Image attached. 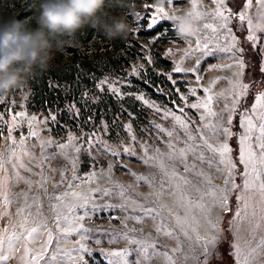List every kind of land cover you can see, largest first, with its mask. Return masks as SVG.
<instances>
[{"label": "snow or ice", "instance_id": "1", "mask_svg": "<svg viewBox=\"0 0 264 264\" xmlns=\"http://www.w3.org/2000/svg\"><path fill=\"white\" fill-rule=\"evenodd\" d=\"M261 2L207 0L212 8L201 10L191 0L190 9L177 15L175 9L188 0H166L172 11L150 0L143 5V13L129 17L135 20L134 28L151 34L153 44L175 31L178 20L195 17L197 28L193 37L171 41L185 45L178 50L182 59L173 61L167 74L180 103L161 107L136 95L161 122H151L142 140L137 139L132 123L120 124L129 141L117 142L120 151L110 148L100 135L109 132L107 123L99 132L79 137L68 132L66 141H59L52 138L48 127L57 122L51 111L42 117L30 114L27 95L20 97L25 102L20 104L14 97L0 99V139L10 145L7 155L0 153V200L6 209L0 218H17L10 233L7 227L0 233V264L12 259L19 264L264 262V81L255 92L254 82L244 80L253 65L243 57L247 45L254 51L255 68L264 74V33L253 30L251 19ZM172 54L171 48L165 52L166 57ZM218 54H227L232 63L216 65L213 61L224 58ZM188 59L193 64L184 67ZM146 60L151 63L150 56ZM205 63H210L209 71H238L204 85L201 70ZM133 73L138 74L135 66ZM174 74L192 79H174ZM221 80L228 87L215 92ZM178 84L186 85L184 91ZM105 85L121 99L130 95L120 91L117 81L101 80L99 90L104 91ZM221 102L223 106L217 110L214 105ZM69 109L75 116L80 114L75 104ZM44 132L49 133L48 139L41 138ZM36 147L39 152L34 151ZM93 148L102 149L115 162L99 170L95 162L80 174L79 154L83 151L91 156ZM133 158L143 172L120 163L121 159L133 162ZM54 160L56 166L49 168ZM117 169L130 179L116 177ZM105 184L112 187H101ZM141 187L147 191H139ZM60 188L64 191H58ZM45 199L49 214L43 211ZM96 199L105 202L98 205ZM13 204L16 208L10 213L7 209ZM93 217L117 220L121 229L86 227L84 222ZM145 224L151 225L148 231ZM70 238H75L71 248L67 247ZM121 242L127 246L90 251L91 244Z\"/></svg>", "mask_w": 264, "mask_h": 264}, {"label": "rangeland", "instance_id": "2", "mask_svg": "<svg viewBox=\"0 0 264 264\" xmlns=\"http://www.w3.org/2000/svg\"><path fill=\"white\" fill-rule=\"evenodd\" d=\"M150 0H140L136 4H132L126 11H122L120 5L110 2L105 5L104 9V20L102 24L106 22H112L113 18L123 17L126 23L133 29L129 32L126 38H116L109 40L93 38L88 42L87 34L85 32H79L78 34H64L66 42L55 40V38H62L57 36L52 40L54 45V58L50 62L47 69L37 68L34 73L45 71V76H57V80L48 79L47 87L49 91L44 95L40 94L41 84L36 83L35 86L32 84L31 77L23 88V92H14V89L3 92L0 91V99H11L15 98L17 104L25 103L20 99L21 96L27 95L26 110L30 114L37 116H46L49 111L56 115L57 122L49 123L48 127L52 129V138L59 141H66L67 133L73 132L78 137L82 133H91L92 131L99 132L103 124L107 123L109 126V132L107 134L100 133L103 140H105L110 148L116 151H120L118 141H123L128 144V138L125 132L119 127L120 124L132 123L133 131L137 135L138 140L144 138L143 133L147 131L148 126L151 122L160 123L159 117L154 114L152 109L143 105L141 101L135 99L136 95H144L146 99L155 102L161 107H172V102L175 101L177 104L180 103L177 94L173 91L170 82L167 80V74L172 71L173 61H180L182 57L178 54V50L185 47L182 43H174L176 39L185 40L189 38H183L178 36L176 31L169 32L167 35H163L156 41L155 44L150 43L151 36L148 31H141L140 29L134 28L133 24L135 20L129 19L130 16L135 17L137 12H144L143 5L149 3ZM157 6H165L166 9L172 11L173 9L168 8L166 0L162 4H158L157 0H151ZM201 10L207 8L211 9L212 5L207 3V0H196ZM261 4H264L262 0ZM260 4V5H261ZM191 0L184 5H179L176 8L177 15H181L190 9ZM258 5L256 7L259 8ZM134 10L135 14H131ZM254 12L251 19L254 23ZM136 19H139L136 17ZM179 21V20H178ZM176 21V23L178 22ZM175 23V24H176ZM28 23H25V25ZM253 25V24H252ZM39 26V25H38ZM133 32H138L139 36L132 35ZM104 34V30L102 32ZM60 40V39H59ZM224 44L223 38L220 41ZM168 48L173 49L171 56L165 55ZM245 52V51H244ZM223 56V59H216L213 61L216 65H224L232 63V60L228 58L227 54H218ZM151 57V63H148L146 58ZM87 59L89 64L87 67H91L88 72L82 67V59ZM244 57V53H243ZM193 64L191 59L185 60L183 66L189 67ZM133 66L136 67L138 74L133 73ZM210 63L202 65L201 74L203 75V84L207 85L209 80L215 77H223L230 75L232 72L238 71L237 68L224 69V70H213L209 71ZM49 70H52L51 73ZM70 71L71 74H68ZM47 72V73H46ZM50 72V73H49ZM44 73V72H43ZM163 73L164 75H161ZM67 76V79H64ZM51 78V77H50ZM108 79L110 82L117 81L120 86L122 93H130V95H124L123 98H119L112 92L108 91L107 85L105 90L100 91L98 84L101 80ZM174 79H192V77H180L178 74H174ZM177 86L181 87V91H184L186 85ZM228 85L225 81L221 80L214 88L215 92H219L222 89L227 88ZM162 91H157V89ZM56 91V92H53ZM36 92V93H35ZM52 93V97L49 93ZM191 102V101H190ZM75 104L76 108L80 110L78 116L74 115V112L69 109V105ZM223 102L214 105V107L221 108ZM19 111L20 109H16ZM124 110V111H122ZM189 116L195 118L193 113L189 110ZM40 127H43L42 125ZM42 139H48L49 133L44 132L41 134ZM19 140V136H16ZM10 145L6 144L3 139H0V153L7 155L6 149ZM28 147H32V141L28 142ZM34 151L39 152V147H36ZM139 154V149L136 150ZM92 157H95L93 161ZM129 162L127 159H121L120 163L127 164L129 168L138 172H143L145 169L142 165L134 162ZM96 163V169L106 167V163L115 162L109 155L102 153V149L97 151L96 148L92 149V155L89 156L87 152H81L79 154V161L77 164V171L80 174H84L90 170V165ZM57 161L54 160L49 168L56 166ZM48 171L45 172V176L49 175ZM27 175V173H25ZM115 175L123 180H129L130 177L124 175L123 171L117 169ZM71 174H69V178ZM36 179V177H33ZM101 187H112V185H101ZM58 191H64V188L58 189ZM141 192L147 191L146 188L141 187ZM96 204L101 205L105 201L96 199ZM114 203H119L118 200H114ZM47 199H45V207L43 209L45 214H49L47 207ZM16 205H11L7 211L14 213ZM4 209L2 200H0V213H3ZM15 216H7L0 218V233L3 232L4 228L7 227L9 233L12 231V224L16 222ZM123 216L119 217L122 220ZM85 226L89 228H102V229H121V223L117 220L99 219L93 217L91 220H86ZM131 223V222H130ZM140 227V225H136ZM145 231L151 228L150 224L143 225ZM87 243V241H85ZM38 246V245H37ZM75 246V238H70L67 247L71 248ZM127 245L123 242L110 244L101 243L99 245L91 244L90 251L96 253L98 249H120ZM19 255V253H17ZM9 264H19L18 259H12ZM258 264H264V262H258Z\"/></svg>", "mask_w": 264, "mask_h": 264}, {"label": "clouds", "instance_id": "3", "mask_svg": "<svg viewBox=\"0 0 264 264\" xmlns=\"http://www.w3.org/2000/svg\"><path fill=\"white\" fill-rule=\"evenodd\" d=\"M164 0H157L162 4ZM106 0H42L36 29L0 30V91L8 92L25 86L37 68L47 69L54 58L53 38L72 35L85 26H97ZM131 14H135L134 10ZM253 30L264 33V4L254 11ZM17 21V24H20ZM109 40L126 38L133 29L123 17L102 25ZM195 17L175 24L178 36L190 38L196 34Z\"/></svg>", "mask_w": 264, "mask_h": 264}, {"label": "trees", "instance_id": "4", "mask_svg": "<svg viewBox=\"0 0 264 264\" xmlns=\"http://www.w3.org/2000/svg\"><path fill=\"white\" fill-rule=\"evenodd\" d=\"M139 1L140 0H106V4L110 2L111 3L114 2L120 5L122 11H126L130 5L136 4ZM41 2L42 0H0V30L16 29V28H27V29L38 28L39 26L37 24V18L40 14L39 6ZM184 4L185 3H182L180 5H184ZM103 20H104V10L99 15V23L97 24V26L95 27L91 25L85 26L81 30L77 31L75 34H78L79 32L80 33L85 32L88 35L85 42H88L93 38L105 39L106 38L105 34H102L103 32L102 25L112 24V22H106L102 24ZM17 21H20L21 23L17 24ZM25 23L28 24L25 25ZM149 35L151 36L150 33ZM55 40L61 42L62 44L66 42V38L64 35L62 36V38H55ZM244 48H245L244 59L246 63H250L253 65L251 70L246 72L244 80L250 83L254 82L255 87L253 90L255 92H259L261 90V82L264 81V74H260L254 66L255 65V60L253 59L254 51L250 50L247 45H244ZM80 63H82V67L85 68L88 72L93 71L91 70V67H87L89 61L85 59V57L84 59H82V62ZM49 71L53 73L52 70ZM68 74H71L70 71H68ZM55 75L49 77L45 76V71L41 70L40 72H36L31 76V79H33L32 84L35 86L36 89V83L40 82V84L42 85L40 94L44 95L46 92L49 91V88L47 87V80L48 79L57 80L58 78ZM256 76H260V79L254 80ZM64 79H67V76H64ZM49 94L52 97V93L50 92Z\"/></svg>", "mask_w": 264, "mask_h": 264}]
</instances>
